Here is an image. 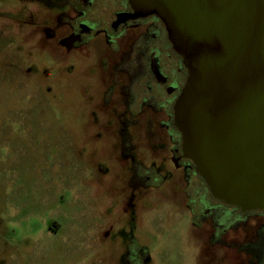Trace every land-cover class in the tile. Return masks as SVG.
<instances>
[{"label": "rangeland", "instance_id": "obj_1", "mask_svg": "<svg viewBox=\"0 0 264 264\" xmlns=\"http://www.w3.org/2000/svg\"><path fill=\"white\" fill-rule=\"evenodd\" d=\"M49 1L0 0V264H197L165 154L153 158L164 182L137 189L144 154L106 157L93 54L42 42L51 13L68 12Z\"/></svg>", "mask_w": 264, "mask_h": 264}, {"label": "flooded vegetation", "instance_id": "obj_2", "mask_svg": "<svg viewBox=\"0 0 264 264\" xmlns=\"http://www.w3.org/2000/svg\"><path fill=\"white\" fill-rule=\"evenodd\" d=\"M48 4L64 6L68 12L51 13L49 23L38 29L42 42L66 55L86 50L93 54L96 79L103 88L94 108L103 118L102 125L113 122L102 131L114 137L106 157L125 166L133 153L144 154L141 162L138 157L131 161L130 189L153 186L154 176L157 184L164 182L155 173L153 158L165 154L177 174L172 182L181 188L190 216L196 263L264 264V208L242 210L215 198L182 152L173 107L188 74L163 22L155 15L136 16L129 0H50Z\"/></svg>", "mask_w": 264, "mask_h": 264}, {"label": "water", "instance_id": "obj_3", "mask_svg": "<svg viewBox=\"0 0 264 264\" xmlns=\"http://www.w3.org/2000/svg\"><path fill=\"white\" fill-rule=\"evenodd\" d=\"M155 15L187 70L174 124L211 194L264 208V0H129Z\"/></svg>", "mask_w": 264, "mask_h": 264}]
</instances>
